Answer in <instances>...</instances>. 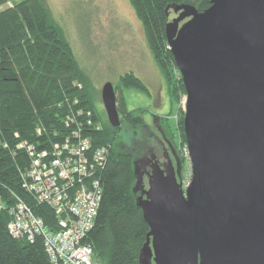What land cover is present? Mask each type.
<instances>
[{"label":"water","instance_id":"water-1","mask_svg":"<svg viewBox=\"0 0 264 264\" xmlns=\"http://www.w3.org/2000/svg\"><path fill=\"white\" fill-rule=\"evenodd\" d=\"M168 9L191 180L182 186L170 143L176 167L167 151L161 165L134 161L136 206L148 226L138 264H264V0ZM100 99L109 126L119 127L110 82Z\"/></svg>","mask_w":264,"mask_h":264},{"label":"trees","instance_id":"trees-1","mask_svg":"<svg viewBox=\"0 0 264 264\" xmlns=\"http://www.w3.org/2000/svg\"><path fill=\"white\" fill-rule=\"evenodd\" d=\"M127 2L161 73L169 101L177 104L185 91L167 45L165 28L172 12L168 8L190 4L203 12L210 0ZM114 89L120 125L125 123L135 131L142 124L140 113L147 110L129 109L123 90L150 92L132 72L120 75ZM168 118L161 121L170 134ZM88 121L91 126H87ZM176 126L181 141L178 145L176 141L170 143L180 151L186 148L182 121ZM73 131L89 138L92 150L107 148L103 166L93 172L102 187V197L83 243L92 249L97 264H138L148 226L132 190L135 153L117 149L119 127H110L100 115L91 80L79 67L63 31L43 2L0 0V200L4 206L0 212V264H51L41 237L30 243L13 238L8 231L9 210L19 200L47 227H55L53 211L23 187L31 157L26 146L19 145L25 143L38 152L50 150L71 137Z\"/></svg>","mask_w":264,"mask_h":264},{"label":"rangeland","instance_id":"rangeland-1","mask_svg":"<svg viewBox=\"0 0 264 264\" xmlns=\"http://www.w3.org/2000/svg\"><path fill=\"white\" fill-rule=\"evenodd\" d=\"M41 1L63 31L79 67L91 80L94 104L104 121L106 118L100 91L105 83L110 82L115 86L120 75L132 72L148 88L150 95L134 89L123 90L129 109L147 110V113H140L142 124L135 131L125 123L119 126L117 149L133 151L134 163L150 149L157 154L161 153V147L150 136L151 132L160 140L168 143L176 141L178 145L181 139L176 124L184 116L185 94L177 104L170 103L161 73L146 46L140 24L127 0ZM169 16L171 19L176 17L173 12ZM166 117H169L167 125L170 134H167L161 121ZM176 152L180 162L181 182L185 188L191 180V166L186 148L181 147ZM168 154L176 167L169 149ZM134 196L137 198L138 192H134Z\"/></svg>","mask_w":264,"mask_h":264},{"label":"built area","instance_id":"built-area-1","mask_svg":"<svg viewBox=\"0 0 264 264\" xmlns=\"http://www.w3.org/2000/svg\"><path fill=\"white\" fill-rule=\"evenodd\" d=\"M91 125L88 121L87 126ZM23 146L31 157L23 175V187L39 204L53 211L55 227H47L19 200L9 210L10 235L30 243L41 237L51 264H97L92 249L83 239L97 216L102 187L93 172L103 166L107 148L92 150L90 139L80 137V131H73L71 137L54 144L50 150L38 152L25 143L19 145ZM3 209L0 200V212Z\"/></svg>","mask_w":264,"mask_h":264},{"label":"flooded vegetation","instance_id":"flooded-vegetation-1","mask_svg":"<svg viewBox=\"0 0 264 264\" xmlns=\"http://www.w3.org/2000/svg\"><path fill=\"white\" fill-rule=\"evenodd\" d=\"M151 138L154 139L155 143L160 146L161 148V153L157 154L155 150L150 149L147 154L143 155L142 158H146L148 160V164L152 165L155 161L161 165L164 162V155L166 154V151L168 152V142L160 140L158 137L154 136V134L151 132L150 134ZM166 149V150H165ZM148 173L150 172L149 168H147ZM143 185L144 189H148V176L144 175L143 176ZM140 195V192H138ZM145 198V196H143Z\"/></svg>","mask_w":264,"mask_h":264}]
</instances>
